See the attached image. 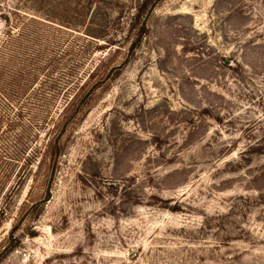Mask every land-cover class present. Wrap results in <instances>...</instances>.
Instances as JSON below:
<instances>
[{
  "label": "rangeland",
  "instance_id": "rangeland-1",
  "mask_svg": "<svg viewBox=\"0 0 264 264\" xmlns=\"http://www.w3.org/2000/svg\"><path fill=\"white\" fill-rule=\"evenodd\" d=\"M153 2L0 0V264H264V0Z\"/></svg>",
  "mask_w": 264,
  "mask_h": 264
},
{
  "label": "trees",
  "instance_id": "trees-1",
  "mask_svg": "<svg viewBox=\"0 0 264 264\" xmlns=\"http://www.w3.org/2000/svg\"><path fill=\"white\" fill-rule=\"evenodd\" d=\"M157 1H158V0H154L153 4H155ZM146 3H147V1H144V2L142 3V5L140 6V8H139V10H138V12H137V16H138L139 13L142 11V9L145 7ZM145 31H146V24H145V22L143 21L142 26H141V28H140V30H139V32H138L137 39L134 40V41L130 44V46H129V51H132V50L137 46V44H138V42H139V39L141 38L142 34H143ZM59 150H60V147H58V146L54 143L53 148H52V150H51V157H53V158L56 157V156L58 155V153H59ZM54 162H55V161H54ZM42 203H43V202L34 204V205L31 207V210L35 209L38 205H41ZM13 239H14V238H13V233L10 232L8 238H7L6 241H5V242H6V243H5V246H3L2 249L0 250V257H1L3 254H5V253L7 252L8 248H9V245H13Z\"/></svg>",
  "mask_w": 264,
  "mask_h": 264
}]
</instances>
